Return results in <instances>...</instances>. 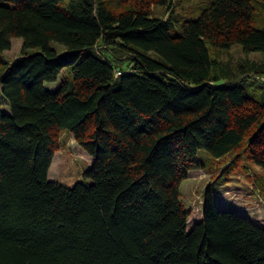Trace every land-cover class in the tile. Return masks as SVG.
<instances>
[{"label":"trees","instance_id":"16d2710c","mask_svg":"<svg viewBox=\"0 0 264 264\" xmlns=\"http://www.w3.org/2000/svg\"><path fill=\"white\" fill-rule=\"evenodd\" d=\"M193 4L0 0V264H264V223L208 183L189 227L180 197L204 150L264 200V59L225 58L264 54V0ZM63 130L91 157L71 186L47 177Z\"/></svg>","mask_w":264,"mask_h":264},{"label":"rangeland","instance_id":"374dc122","mask_svg":"<svg viewBox=\"0 0 264 264\" xmlns=\"http://www.w3.org/2000/svg\"><path fill=\"white\" fill-rule=\"evenodd\" d=\"M171 1L175 3L177 12L184 15V13L192 10L193 3H196L197 0ZM152 9L157 15H161L163 12V7L155 4L152 5ZM21 43L22 40L19 37L12 38V47L4 51L3 56L7 59L18 57ZM53 45L58 48L60 53L64 51L63 46L56 43ZM229 54L225 58L228 57V60L231 61H238L241 58L249 60L264 59V54L262 53H242L238 48H234ZM56 84L57 82L47 83L45 87L54 88ZM72 136L67 130L62 131L59 137L61 147L55 152L47 176L50 180H55L66 186H71L75 182L83 180L84 175L82 174L91 163L89 154L81 149ZM197 158L203 161L205 165L203 168L190 170L188 178L181 182L180 186V197L190 211L187 221L189 222V227L194 221L199 220L202 215V195L208 183L213 185L215 191L213 195L216 196L220 204L227 206L225 208L244 211L254 217V219L264 223V200H260L259 196L254 192L252 181L254 178L253 174L257 173L260 170L259 168H253V163L249 159L240 156L235 161L237 166L235 167V172L230 175L229 180L219 181L221 168L225 164L224 161L229 159V156H224L219 162V160L210 157L204 150H200ZM224 176L227 177L226 175Z\"/></svg>","mask_w":264,"mask_h":264}]
</instances>
